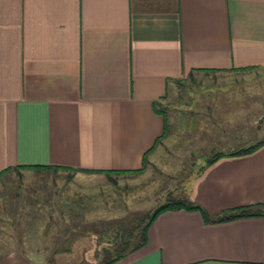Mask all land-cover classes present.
I'll return each mask as SVG.
<instances>
[{
  "label": "crops",
  "instance_id": "0c3cea01",
  "mask_svg": "<svg viewBox=\"0 0 264 264\" xmlns=\"http://www.w3.org/2000/svg\"><path fill=\"white\" fill-rule=\"evenodd\" d=\"M255 70L264 0H0V180L13 190L0 192V264L66 261V211L60 226L23 203L27 167L127 174L187 125L206 140L177 151L191 168L179 198L210 221L163 211L111 264H264V216L214 220L264 203V93L192 95L207 106L190 116L166 106L189 76Z\"/></svg>",
  "mask_w": 264,
  "mask_h": 264
},
{
  "label": "rangeland",
  "instance_id": "374dc122",
  "mask_svg": "<svg viewBox=\"0 0 264 264\" xmlns=\"http://www.w3.org/2000/svg\"><path fill=\"white\" fill-rule=\"evenodd\" d=\"M241 91L264 93V71L194 74L176 83L175 93L168 98L166 106L168 111L183 110L190 116L191 109L196 111L207 106L206 101L191 102L192 95ZM191 127L187 125L186 129L179 130L180 134L175 129L172 135H167L166 146L161 139L138 172L106 173L105 176L65 169L24 170L19 176L23 179L18 192L25 205L38 203L42 211V207H47L48 215H53L60 226L66 211V261L56 256L52 264H103L125 242L130 249L131 243L138 241L134 235L146 223L147 216L168 199L183 194L181 179L190 174L191 168L185 163L187 156L177 155V151L181 153L184 148L183 152H189L190 146L198 147L206 140H199L197 126ZM3 182L0 180V192L11 194V187L3 189ZM86 211L84 219L81 215L79 219L76 212ZM55 251L62 252V246L55 244Z\"/></svg>",
  "mask_w": 264,
  "mask_h": 264
},
{
  "label": "trees",
  "instance_id": "16d2710c",
  "mask_svg": "<svg viewBox=\"0 0 264 264\" xmlns=\"http://www.w3.org/2000/svg\"><path fill=\"white\" fill-rule=\"evenodd\" d=\"M158 140H156V143L158 142ZM249 151H251V149H247L244 152H249ZM240 152H243V151H240ZM219 156L220 154L214 155L212 159L208 160V162H211L212 160L218 158ZM145 157L146 156H144V161H143L144 163H145ZM27 168H32L33 170L62 169V167H59V166H32V167H27ZM139 170H135L132 172H138ZM105 173L108 174L110 172L108 171ZM175 208H186L188 210H196L202 214V216L204 217L206 221H210V218H208L209 215L200 206L195 205L191 203L190 201L181 199V198L169 199L164 204L160 205L155 210H153L147 216L146 223L138 231L139 233L134 235L136 236V239H138V241L136 243L134 242L131 243L132 247L130 249L127 247L129 246V243L125 242L121 249L116 250L117 254H115V256L112 257L111 259L104 261L103 264H111L115 260L123 257L127 252L132 251L136 249L137 247L141 246L146 240L147 229L149 225L152 223V221L155 219V217L163 211H166L169 209H175ZM249 216H264V203H258L254 205H245V206H240V207L225 210L221 212L220 214H218L214 220L215 221H226V220H232L236 218L249 217Z\"/></svg>",
  "mask_w": 264,
  "mask_h": 264
}]
</instances>
